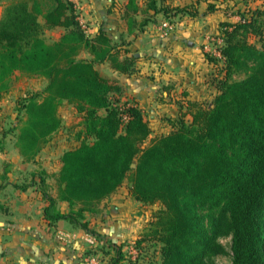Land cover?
<instances>
[{"label":"trees","instance_id":"obj_1","mask_svg":"<svg viewBox=\"0 0 264 264\" xmlns=\"http://www.w3.org/2000/svg\"><path fill=\"white\" fill-rule=\"evenodd\" d=\"M205 1L208 10L216 9ZM0 4V98L16 71L46 80L43 89L17 100L11 130L22 160L34 162L61 128L64 102L81 117L83 138L60 155L55 193L47 181L52 174L44 169L14 185L40 191L50 225L65 220L93 236L101 242L102 264H212L224 251L222 236H231V264H264V7L237 11L238 19L219 23L222 64L205 53L216 71V94L210 102L188 100L185 111L168 119L172 129L152 136L141 109L119 99L120 86L98 68L107 62L132 73L137 57L103 29L87 33L73 0ZM128 4L135 10L134 0ZM150 7L165 18L197 14L194 3L157 9L152 0ZM55 27L64 31L48 42L44 31ZM83 51L88 57L80 56ZM234 73L243 76L232 80ZM125 180L135 200L159 204L135 239V256L87 217ZM59 202L69 209L61 211ZM145 246L156 251L143 256Z\"/></svg>","mask_w":264,"mask_h":264},{"label":"crops","instance_id":"obj_2","mask_svg":"<svg viewBox=\"0 0 264 264\" xmlns=\"http://www.w3.org/2000/svg\"><path fill=\"white\" fill-rule=\"evenodd\" d=\"M73 1L87 33L93 36L103 29L128 55L137 57L132 73L113 70L107 62L100 64V72L120 86L121 92L116 94L119 99L133 102L141 109L151 128L155 125L163 130L160 132H169L172 126L168 119L185 111L188 100L210 102L216 94L213 68L202 45L210 35L218 34L223 17L208 10L205 0H153L157 9L195 4L196 16H175L176 25L171 31H162L160 21L164 15L150 7L152 0H134L135 10L128 7L129 0ZM2 8L0 4V15ZM49 30L59 33L48 42L59 39L64 31L62 27ZM15 74L21 73L16 71L12 77ZM6 136L1 137L4 147L0 150V264L94 263L81 255L86 246L81 230L65 220L50 225L43 217L45 201L40 191L34 186L25 190L14 186L23 182L22 174L27 176L36 166L39 168V155L34 162H24L17 148L7 147ZM14 171L21 176H14ZM117 192L104 201L117 199ZM124 228L122 225L123 233ZM112 231L106 227L105 237H119V233Z\"/></svg>","mask_w":264,"mask_h":264},{"label":"rangeland","instance_id":"obj_3","mask_svg":"<svg viewBox=\"0 0 264 264\" xmlns=\"http://www.w3.org/2000/svg\"><path fill=\"white\" fill-rule=\"evenodd\" d=\"M112 1V0H111ZM212 3L215 4L216 9L215 13L218 18L223 17L225 19L236 20L239 17V13L237 11H246L252 9L256 6L264 7V0H211ZM164 17V16H163ZM163 20H169L173 28L176 25L175 16L173 17H164ZM84 26L87 29V26L84 23ZM88 32V31H87ZM59 33V30H45L44 36L47 41L53 40ZM219 33V32H218ZM217 34H212L210 36H216ZM209 36V37H210ZM212 46H216L215 43ZM85 52H81L80 56H86ZM220 66V63L218 64ZM218 66V67H219ZM99 70L102 71L103 67L101 65L98 66ZM217 68V67H215ZM213 69V77L214 71ZM243 76V73H234L231 77L232 80L239 79ZM44 78L41 76H27L24 74H15L11 77L10 80V90L5 93L0 98V132L7 131L6 142L7 147L12 149L15 142L16 131L13 132L11 127L16 124L17 118V100L19 97H23L25 93H31L34 91H39L43 89L45 85ZM59 115L62 119L61 128L55 132L45 149L41 151L39 154V163L40 166H36V173L40 171L39 169H44L49 174L48 183H50L51 187L49 191L51 193H55L56 190V178L53 176L59 169L60 164V155L68 149H72L76 147L80 140L83 138V134L81 135L80 131L82 129L81 117L77 112L76 108L67 102H64L59 107ZM3 129V130H2ZM158 130V131H157ZM158 127L152 125V136L163 133L160 131ZM2 136H0L1 139ZM16 148V147H15ZM19 153V152H18ZM20 155V154H19ZM38 168V171H37ZM35 169V168H33ZM22 173V172H21ZM15 175H20V173H16ZM21 176V175H20ZM22 181H31L30 172L27 173V176L22 174ZM28 177V179L26 178ZM38 178V177H37ZM129 181L125 180V182L119 187L117 192V199H109L108 201H104L103 204L99 206L98 211L95 214H88V219L92 227H94L97 231L100 230V234L106 236L104 233L106 231V227L108 230L113 229L111 233H119V237L113 239L108 238L111 242L120 243L124 245V251L127 255H136V250L134 247V242L140 231L146 224V222L151 218L152 213L159 208V204H147L142 203L134 199L129 189ZM119 199V200H118ZM59 208H67L69 209L66 202H59ZM121 208V210H120ZM124 226V233L121 230V226ZM119 231V232H118ZM84 245L85 248L81 250V255L84 256H95L96 264L101 263V253L98 252L99 245L101 242L94 243L92 246L86 239L85 233H83ZM116 235V234H115ZM68 238V237H67ZM219 242L223 246V253H220L214 256L211 259L212 264H231L232 254H231V236H222L219 238ZM147 247V254H143V256H147L156 251V247L154 246H145ZM85 258V257H84ZM86 259V258H85ZM89 261V260H87ZM146 260H144L145 262ZM92 263V262H91ZM92 263V264H95Z\"/></svg>","mask_w":264,"mask_h":264},{"label":"built area","instance_id":"obj_4","mask_svg":"<svg viewBox=\"0 0 264 264\" xmlns=\"http://www.w3.org/2000/svg\"><path fill=\"white\" fill-rule=\"evenodd\" d=\"M160 27H161L162 31H171L173 29V25L169 20H163L160 23ZM213 43H215L216 46H212ZM222 45H223V41H222L221 37H219L218 35L210 36L203 43L202 50H203L204 54L205 53L209 54L210 56L214 57L215 59H218L219 63L222 64V62H223V56H222V52H221V46ZM85 237H86L87 241L92 246H94L96 239L89 234H85ZM85 258L91 262H94V263L96 262L94 259L95 256H92V257L91 256H85Z\"/></svg>","mask_w":264,"mask_h":264}]
</instances>
